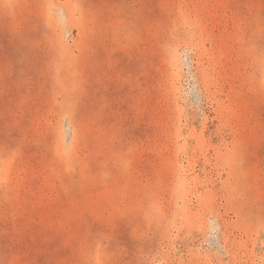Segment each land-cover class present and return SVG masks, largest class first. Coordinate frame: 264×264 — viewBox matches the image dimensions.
<instances>
[{"label":"rangeland","instance_id":"rangeland-1","mask_svg":"<svg viewBox=\"0 0 264 264\" xmlns=\"http://www.w3.org/2000/svg\"><path fill=\"white\" fill-rule=\"evenodd\" d=\"M0 264H264V0H0Z\"/></svg>","mask_w":264,"mask_h":264}]
</instances>
